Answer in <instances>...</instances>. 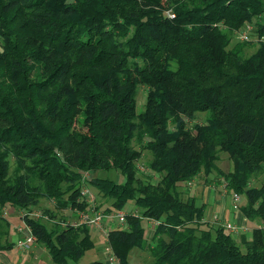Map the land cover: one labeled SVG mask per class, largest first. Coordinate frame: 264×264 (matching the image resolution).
<instances>
[{
    "label": "trees",
    "instance_id": "trees-1",
    "mask_svg": "<svg viewBox=\"0 0 264 264\" xmlns=\"http://www.w3.org/2000/svg\"><path fill=\"white\" fill-rule=\"evenodd\" d=\"M263 13L264 0H0V206L28 211L44 197L82 211L84 180L109 200V218L132 203L124 227L106 232L115 264H128L133 247L148 248L146 264H264ZM250 22L263 40L244 56L248 42L228 44ZM133 141L150 152L156 182L137 174L148 176ZM217 150L231 163L218 171L223 184L244 197L237 208L255 224L240 241L176 186L209 174ZM109 168L122 181L81 176ZM142 218L155 221L150 244ZM21 219L52 264L76 263L93 247L85 224Z\"/></svg>",
    "mask_w": 264,
    "mask_h": 264
},
{
    "label": "rangeland",
    "instance_id": "rangeland-1",
    "mask_svg": "<svg viewBox=\"0 0 264 264\" xmlns=\"http://www.w3.org/2000/svg\"><path fill=\"white\" fill-rule=\"evenodd\" d=\"M259 20L264 19V13L258 17ZM251 25V30L249 34L248 40H242L238 37V30L232 32V39L228 45L235 43L236 41H246L248 42L244 45L243 55L247 56L254 51L255 42L257 40H263L261 37L257 39V36L252 31L255 27L252 22L249 23ZM244 28V27H243ZM247 29V28H246ZM252 31V32H251ZM145 88L144 85H139L136 88L135 94V106L136 109L142 108V103L145 100ZM204 112L193 113L191 117L184 118L186 127L191 126L194 123H200L204 119ZM132 147L138 148L140 152V156L136 158V163L138 165L139 172H144L148 176H143L139 174V177L143 179L146 178L148 181H152V183L156 182L159 178L157 173H152V171H148L147 162L150 155L144 147H141L135 141L131 143ZM217 160L215 161L216 167L211 169L209 174L200 172L198 176L191 181L190 185L187 186L190 190V194H193V198L195 199V203L200 205L201 202H204L205 208H203V212L205 209L209 210V216L205 217V220H208V223L218 224L222 222L223 218L224 224L225 221H229L228 224L234 225V230L230 231L231 236L236 238L237 241H240V234L244 235L246 238L248 237V233H250V229L255 226L253 222H249L242 215L238 208H231L233 201L231 196V192L227 191L225 184H223V177L218 172H227L229 167H231L230 159L226 156L225 152L217 150L216 154ZM13 157L11 155L8 156V166H9V174L12 173L14 168ZM138 172V171H137ZM8 174V175H9ZM111 178L115 182L122 181L123 177L119 175V173L115 169L109 168V170H95L93 172L90 171H82L81 176L84 178H89L93 176ZM261 175H259L255 179H251L248 183L249 185H259V179ZM187 181H178L176 183L177 188L186 187ZM80 188V197L78 200H81L86 203L84 209L78 210L73 209L72 207H66L58 209L53 205L52 201L47 198H39L36 200V203L33 205H28L27 210L22 208H17V206H9L7 204H2L0 206V245L3 243L10 244L8 248L0 249V264H52V261L48 257V253L46 248L35 242L34 240L23 243L24 238L29 233H26L24 220L21 219L22 214H27L31 219H36L42 223H45L47 227H51L54 224H58L59 226H63L64 224H72V225H86V228L89 231L91 242L93 247L90 249H86L85 252L79 257L76 263L73 264H88L92 261H100L101 264H115V258L110 255V249L108 244L105 243L106 232L108 228L111 226L115 227H124L125 223L119 222L116 218H106L103 217L100 221V224L97 227H94L92 221H94L93 212L95 210L99 211L103 216L106 215L105 210L109 208V200L102 197L97 189L90 187L87 183L81 184ZM194 192V193H193ZM181 196L184 197L185 191H181ZM239 201L238 206L243 204L244 197L242 195H238ZM231 208V209H230ZM132 203L127 202L124 204L122 210H114L112 213H116L120 211L124 214L125 211H132ZM230 210L236 212V214H240L243 217L239 222L233 221L231 217ZM222 212L220 216L219 213ZM232 211V212H233ZM84 213L87 217L86 221L83 217H80L79 214ZM220 216V218H219ZM223 216V218H222ZM222 219V220H221ZM150 221L151 223H148ZM234 223H231V222ZM153 223L154 220H147L145 218L141 219L140 226L144 228V239L150 244L151 236L153 231ZM227 223V222H226ZM24 244V245H23ZM23 245V246H22ZM148 248L139 249L136 247L131 248L126 256H128V264H146L150 261V255H148Z\"/></svg>",
    "mask_w": 264,
    "mask_h": 264
},
{
    "label": "built area",
    "instance_id": "built-area-1",
    "mask_svg": "<svg viewBox=\"0 0 264 264\" xmlns=\"http://www.w3.org/2000/svg\"><path fill=\"white\" fill-rule=\"evenodd\" d=\"M247 28V29H246ZM250 30H251V26L249 25V24H245L244 25V28L243 27H241V29H240V31L238 32V37H239V39H242V40H248L249 39V32H250ZM256 35V34H255ZM257 39H258V37H257ZM139 170H141L140 168H139ZM230 198H232V201H233V204H232V209L233 208H237L238 207V201H239V197H238V195H236V194H234V192H233V194H231V196H230ZM79 216L80 217H83V219H85L86 221H88L87 220V217L85 216V214L84 213H82V214H79ZM106 215H102L101 213H99V211L97 210H95V212H93V217H95L94 218V221H92V224H93V226L94 227H97L99 224H100V221H101V219L103 218V217H105ZM111 216L113 217V218H116L119 222H121V221H123V219H124V216H123V214L120 212V211H117L116 213H114V214H111ZM106 218H108L109 219V216H107ZM222 225H224V227H225V229L227 230V231H232V230H234V228H235V226L234 225H230V224H228V223H224V224H222ZM27 233V232H26ZM33 241L34 240V238H33V236H32V234L30 233V234H28V235H26L25 236V238H24V242L23 243H28V242H30V241ZM24 245V244H23ZM22 245V246H23Z\"/></svg>",
    "mask_w": 264,
    "mask_h": 264
},
{
    "label": "crops",
    "instance_id": "crops-1",
    "mask_svg": "<svg viewBox=\"0 0 264 264\" xmlns=\"http://www.w3.org/2000/svg\"><path fill=\"white\" fill-rule=\"evenodd\" d=\"M192 180H194L193 178H191V180L189 181V182H186V185L185 186H189L190 185V183H191V181ZM194 193V192H193ZM193 195V194H192ZM201 204H204V202H201ZM205 205V204H204ZM231 209V208H230ZM233 210H230V213H231V217L233 218V221H235V222H239L243 217H241V215L240 214H236V212L235 211H233ZM209 212V210L207 209L206 210V212H205V209H204V214H205V216H204V219H205V217H207V216H209L208 213ZM219 215L221 216L222 215V212L220 211V213H219ZM220 216H219V218H220ZM210 217V216H209ZM222 218H223V216H222ZM241 218V219H240ZM224 219L225 218H223V220H222V223H223V221H224ZM244 219V218H243ZM147 220H151V219H147ZM231 222V223H234V222ZM228 223L229 221H225L224 223ZM148 223H151L150 221H148ZM154 223H155V221H154ZM153 226V225H152Z\"/></svg>",
    "mask_w": 264,
    "mask_h": 264
}]
</instances>
